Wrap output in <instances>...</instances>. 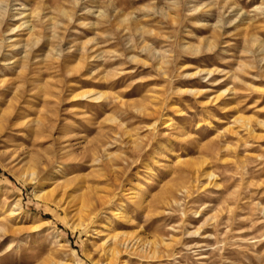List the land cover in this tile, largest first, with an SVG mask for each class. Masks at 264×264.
<instances>
[{"label": "rangeland", "instance_id": "rangeland-1", "mask_svg": "<svg viewBox=\"0 0 264 264\" xmlns=\"http://www.w3.org/2000/svg\"><path fill=\"white\" fill-rule=\"evenodd\" d=\"M0 129V264H264V0H0Z\"/></svg>", "mask_w": 264, "mask_h": 264}, {"label": "bare ground", "instance_id": "bare-ground-1", "mask_svg": "<svg viewBox=\"0 0 264 264\" xmlns=\"http://www.w3.org/2000/svg\"><path fill=\"white\" fill-rule=\"evenodd\" d=\"M26 24V23H25ZM1 130V129H0ZM53 165H48L46 166L40 173H46L48 175H51V169H52ZM36 168V166H34ZM57 167H61L60 164ZM33 168V170H29L26 174H28V177L30 178V182H34L37 177L39 176V173L37 172V170ZM57 171L53 174V176L55 177V175H57ZM25 177V174H24ZM49 179H47L46 181H48ZM42 186V191H44L43 187H44V183ZM39 199L44 200L46 202H52L55 204H58L60 201L55 199V195L54 192L52 191H47V192H43L41 195L38 196ZM19 211L24 212V210L21 208L20 204H18L17 202V206ZM17 210V211H18ZM25 213V212H24ZM28 214V213H26ZM114 238H116V240L118 238H120L119 235H114ZM121 241L118 243V245H116L114 248H111L110 252L112 254L113 258H122L124 255V248L130 247L131 246V250H133L134 254L136 253H140L141 255H146V256H150V255H155L156 251L153 249L148 250L149 247H146L145 244H141L140 240H135L132 239L131 237H128L126 235H123V237L120 238Z\"/></svg>", "mask_w": 264, "mask_h": 264}]
</instances>
